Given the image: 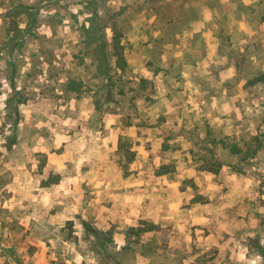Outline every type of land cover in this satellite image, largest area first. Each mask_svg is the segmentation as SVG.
Instances as JSON below:
<instances>
[{
    "label": "rangeland",
    "instance_id": "374dc122",
    "mask_svg": "<svg viewBox=\"0 0 264 264\" xmlns=\"http://www.w3.org/2000/svg\"><path fill=\"white\" fill-rule=\"evenodd\" d=\"M0 264H264V0H0Z\"/></svg>",
    "mask_w": 264,
    "mask_h": 264
},
{
    "label": "trees",
    "instance_id": "16d2710c",
    "mask_svg": "<svg viewBox=\"0 0 264 264\" xmlns=\"http://www.w3.org/2000/svg\"><path fill=\"white\" fill-rule=\"evenodd\" d=\"M19 5V7L21 8V10L22 11H26V12H29L28 11V7H30V6H26V5H21V4H18ZM87 31H89V33H92V35L93 36H90V34L89 35H86L85 37V41H86V43H89V41H91V40H96V39H101L102 38V36L99 34L100 33V27L98 26V23L97 22H93L92 24H90V26H89V28H88V30ZM99 47V60L101 61V63L103 64V65H106V63H107V60H106V58H105V50L103 49V46L102 45H99L98 46ZM219 167H220V165L219 164H217V166H215V168H207V170L208 171H212V172H217L218 170H219Z\"/></svg>",
    "mask_w": 264,
    "mask_h": 264
}]
</instances>
